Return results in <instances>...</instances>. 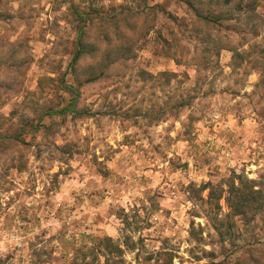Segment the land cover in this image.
Returning a JSON list of instances; mask_svg holds the SVG:
<instances>
[{
	"label": "rangeland",
	"instance_id": "rangeland-1",
	"mask_svg": "<svg viewBox=\"0 0 264 264\" xmlns=\"http://www.w3.org/2000/svg\"><path fill=\"white\" fill-rule=\"evenodd\" d=\"M238 1L206 26L179 0H0V264H264V0ZM74 8L99 47L76 70Z\"/></svg>",
	"mask_w": 264,
	"mask_h": 264
},
{
	"label": "trees",
	"instance_id": "trees-1",
	"mask_svg": "<svg viewBox=\"0 0 264 264\" xmlns=\"http://www.w3.org/2000/svg\"><path fill=\"white\" fill-rule=\"evenodd\" d=\"M179 1L187 6V8L189 9V12L193 16L197 25L203 24L206 26H210L212 24H218L219 26H222L224 22L229 20V17H228L229 12L224 13V16H223L220 13H216V11L214 10L218 7L221 8L225 6H231V1H232V16H233L234 9L242 10V1H238V0H207V1L206 0H179ZM254 1L256 2V0ZM256 6L257 5L254 3V5L249 6L248 9L252 10L253 12ZM74 14L76 16L75 17V28H76L77 36H76V46H75L71 66L74 68V70H76L82 61L90 59L92 60V62H94V60L97 59V52L99 51V47L96 48L89 41L90 31L93 28V20H92L93 13L90 11H82V10H79L78 8H74ZM170 17L174 21L177 20L171 15ZM111 40L112 39H109L107 42L109 46H112V44L110 43ZM255 62L258 68L262 70L263 75H262L261 83L264 86V51L261 52L260 57L256 58ZM88 72H90L89 69H88ZM99 78H100V75L98 74L93 75L89 77L88 79H86L85 83L95 82ZM65 89L72 93H75V89L69 85L68 86L65 85ZM75 105H76V100L74 99L73 101L70 102V104L67 107H64L56 111L55 110L48 111V113L47 112L41 113L40 119H43V117L46 114L64 115L67 112L71 111V109L74 110L73 106ZM73 112L76 115H79L82 113L80 111H73ZM32 128H34L33 125H32ZM16 137L13 136L12 139L17 140ZM203 187H205V185ZM231 188H235V187L233 186ZM235 189L238 190L235 193H239L237 196V203H236L237 206H235L237 209L242 208V207L245 208V207L255 206L256 202H259L258 196H257L260 194L259 190H254L253 187H251L250 192L246 193V192H239L241 188H235ZM230 197H231V194H230ZM228 200L232 202L231 198H228ZM250 201L252 203H250Z\"/></svg>",
	"mask_w": 264,
	"mask_h": 264
}]
</instances>
